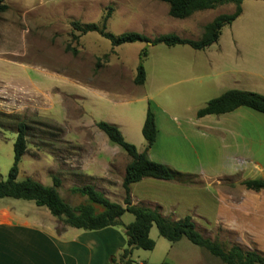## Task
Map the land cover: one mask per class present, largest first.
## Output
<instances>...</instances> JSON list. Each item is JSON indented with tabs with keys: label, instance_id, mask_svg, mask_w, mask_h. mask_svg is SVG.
Here are the masks:
<instances>
[{
	"label": "rangeland",
	"instance_id": "1",
	"mask_svg": "<svg viewBox=\"0 0 264 264\" xmlns=\"http://www.w3.org/2000/svg\"><path fill=\"white\" fill-rule=\"evenodd\" d=\"M4 3L7 10L0 14V175L5 179L12 166L16 130L23 123L26 152L18 165L17 181L30 177L51 186L56 177L60 181L61 199L73 207L86 204L87 199L71 189L89 185L98 191L103 189L104 180L86 177L80 170L76 171L78 173L73 171L77 169L72 165H78L79 159L70 158L80 154L82 146L79 143L84 145L91 139L97 143L99 138L89 135L85 143L67 141L72 138L68 137V133H73L69 131L72 120L82 123L90 119L82 110L81 94L72 96V85L66 80L117 92L119 96L111 98L119 103L120 115L136 122L146 114L150 96L144 88L133 83L140 52L146 50L142 59L144 70L160 81L161 92L154 96V102L164 108H177L178 96L188 104L192 102L185 95L186 85L176 79L179 71L187 72L188 67L182 63L178 67L180 70L177 67L173 70L168 62L192 56L186 55L188 53L179 45L151 46L135 42L111 47L110 42L96 32L82 34L72 23L100 27L107 18L106 32L113 35L137 32L153 39L174 34L183 39L199 40L206 24L219 15L235 11L234 4H224L178 20L168 15V4L160 0H4ZM261 16L264 20V14ZM257 23L258 17L247 24ZM161 60L165 63L164 69ZM205 81L207 79L198 84L199 91L207 89ZM190 85L195 87V84ZM178 88L183 96L175 91ZM211 98L209 95L198 96L199 108ZM99 99L91 98V102ZM247 111L251 114L252 124L259 128L252 136V154L264 162V127L259 123L264 125V115ZM204 132L208 133L198 135V146L181 145L182 151L188 154L198 148V190L182 194L185 202L191 203L192 199L198 202V210L190 212V216L195 217L196 230L226 250L238 246L264 256V190L254 192L243 185L246 180L264 179V175L251 169L230 176L233 173L225 156V140L214 131ZM160 148L163 150L164 146L161 144ZM169 151L173 150L170 148ZM170 156L175 155L170 153ZM187 178L194 182V176ZM118 179L117 174L112 173L109 182L116 183ZM0 205L16 207L21 214L35 219L40 227H54L59 236L68 228L63 224V218L53 217L45 207H37L32 201L0 198ZM94 208L96 212L102 210L99 206L94 205ZM128 217L133 219L131 214H126L125 219ZM82 232L68 228L69 234ZM120 234L108 241L112 252L116 251L112 257L116 264H127L128 261L130 264H160L166 260L167 253L169 263L173 264H223L185 238L169 243L159 236L154 225L149 233L155 242L154 249H134L131 256L121 259L126 236L124 232ZM90 246L93 247V243Z\"/></svg>",
	"mask_w": 264,
	"mask_h": 264
},
{
	"label": "crops",
	"instance_id": "2",
	"mask_svg": "<svg viewBox=\"0 0 264 264\" xmlns=\"http://www.w3.org/2000/svg\"><path fill=\"white\" fill-rule=\"evenodd\" d=\"M240 7V15L230 25L222 28L214 44L203 50H194L187 45H181L182 51L192 57L168 61L173 70H175L173 67L180 70L178 67L182 63L188 67L187 72L181 70L178 78L174 76L172 78L181 79L179 82L186 85L185 95L192 99L190 104L186 103L183 98L180 99L179 96V103H176L177 108L170 106L164 108L155 103L154 96L161 92L160 81L151 78L147 70L145 71V81L140 87L150 95L147 101L154 114L157 130L155 141L147 150V143L142 136L146 114L140 121L135 122L130 117L120 115L117 109L119 103L111 98L119 96L117 92H107L103 89L85 86L83 83L66 80L72 85L70 90L72 96L81 94L82 110L90 119L89 122L83 121L82 123L72 120L69 124V131L73 133H68V137L74 140L70 138L67 141L74 144L79 141L85 143L89 135L99 138L97 143L92 139L84 145L79 143L82 146L79 150L80 154L70 158L79 159L78 165H72L75 166L73 169H77L73 171L78 173L76 171L80 170L86 177L104 180L103 189L98 191L111 202L124 206L122 180L130 157L121 147L110 142L104 132L96 127L97 123L106 122L115 125L125 142L134 145L138 153L146 150V155L151 161L164 164L173 171L194 176L195 184L190 185L145 178L130 186L132 206L143 205L150 209L159 207L160 213L166 218L178 220L187 215L190 216L191 211L198 210L196 200L192 199L191 203H187L182 195L192 194L191 191L198 190V178L200 177L198 175V148L195 147L191 154H188L182 151L181 145L184 143L190 147H194L195 144L198 146V135L208 133L204 131H214L220 139L225 140L227 147L225 156L233 173L230 176L247 173L251 169L264 175V162L255 159V154H252V136L259 128L252 124L251 114L247 111L249 108L239 107L225 114L197 117L198 110L205 107L209 101L199 108L198 96L209 95L211 99H214L230 90L252 92L264 96V20H261V14H264V0H243ZM256 17H258L257 24L252 26L247 24ZM200 33L202 36L203 30ZM200 54L204 57H199ZM160 65L165 67L162 60ZM204 79H207L205 81L207 89L199 91L198 84H203ZM190 84H195V87ZM175 91L183 96L180 88ZM97 97L100 99L91 102V98ZM259 123L264 127L262 122ZM161 144L164 146L163 150L160 148ZM170 148L173 151H169ZM170 153L175 156L171 157ZM112 173L117 174L118 182H109ZM113 187L116 189H112ZM10 209L16 210L11 211ZM19 211L16 207L0 205L2 215L0 217V264H111L110 259L116 251L112 252L108 241L112 237L121 236L120 233L124 232L123 226L134 220V217L125 219L128 214L125 213L119 219L121 225L97 231L83 230L79 234H69L68 227L59 236L54 231V227H40L35 219L28 218ZM191 217L194 220L195 217ZM150 237L153 239L151 235ZM95 239H98V242ZM92 243L93 247L90 246ZM167 248L172 250L170 246ZM166 255V260L160 264H173L169 263L168 253Z\"/></svg>",
	"mask_w": 264,
	"mask_h": 264
},
{
	"label": "trees",
	"instance_id": "3",
	"mask_svg": "<svg viewBox=\"0 0 264 264\" xmlns=\"http://www.w3.org/2000/svg\"><path fill=\"white\" fill-rule=\"evenodd\" d=\"M168 4V15L171 18L184 20L195 12L215 9L224 4H234L235 11L232 14H222L208 23L199 40L183 39L174 34L162 35L149 39L137 32H124L113 35L106 32V21L104 18L101 26L95 24L80 25L72 23L75 30L82 34L96 32L102 38L108 40L111 47L122 44L142 42L151 46L164 44L168 47L187 45L194 50H203L214 44L224 26L230 25L241 13V3L243 0H160ZM7 10L4 0H0V14ZM143 49L139 55V63L133 83L140 86L145 81V70L142 59L146 56ZM239 107H246L260 114H264V96L238 90H230L221 96L209 100L205 107L198 110L197 117L206 115H220L234 111ZM96 127L104 132L109 141L121 147L130 157V162L125 168L122 180L124 190L123 205L111 202L102 193L96 191L93 186L73 188L72 192H77L85 196L87 203L73 207L65 203L58 192L60 181L56 177L52 179V186H45L30 177L17 181L18 165L22 156L26 152L25 125L19 124L16 130V138L13 144V163L7 177L4 179L0 175V198H12L15 200L32 201L37 207H45L49 213L56 218H63V224L67 227L85 231H97L112 226L121 225L119 219L125 214L134 217L133 222L124 226L126 236V248L123 249L121 259L131 256L134 249L151 251L155 247V242L150 239V229L154 225L160 237L173 244L185 238L192 245L206 250L211 256L219 259L223 264H264V256L253 251H244L238 246H232L228 250L219 243L204 238L197 230L192 217L187 215L178 220L166 218L160 213V208L150 209L143 205L132 206L130 201V186L140 182L145 178L156 180L178 182L182 185H190L194 182L188 175L171 170L164 164L151 161L146 150L149 149L156 138V125L154 114L148 107L142 127V136L147 143L146 150L138 153L136 147L125 142L120 131L115 125L99 122ZM243 185L247 190L260 192L264 190V179L246 180ZM95 206L102 210L96 212ZM111 264H116L115 259H110ZM127 264H130L129 261Z\"/></svg>",
	"mask_w": 264,
	"mask_h": 264
}]
</instances>
